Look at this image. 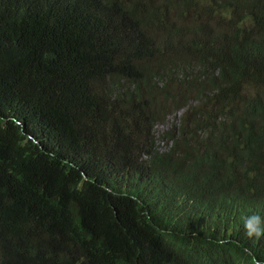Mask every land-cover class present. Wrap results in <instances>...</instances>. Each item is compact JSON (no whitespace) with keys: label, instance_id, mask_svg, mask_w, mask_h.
I'll return each mask as SVG.
<instances>
[{"label":"trees","instance_id":"trees-1","mask_svg":"<svg viewBox=\"0 0 264 264\" xmlns=\"http://www.w3.org/2000/svg\"><path fill=\"white\" fill-rule=\"evenodd\" d=\"M254 214L264 0H0V264H264Z\"/></svg>","mask_w":264,"mask_h":264},{"label":"clouds","instance_id":"clouds-1","mask_svg":"<svg viewBox=\"0 0 264 264\" xmlns=\"http://www.w3.org/2000/svg\"><path fill=\"white\" fill-rule=\"evenodd\" d=\"M253 222H256V224H257V226L255 228H253L251 226L253 224ZM259 223H264V221L261 220V217L255 215V214L245 218V231L249 237H252V236L259 237L261 235H264V229H261L258 226Z\"/></svg>","mask_w":264,"mask_h":264}]
</instances>
